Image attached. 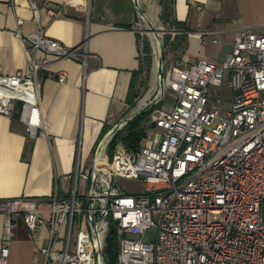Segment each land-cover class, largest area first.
Masks as SVG:
<instances>
[{
    "label": "built area",
    "instance_id": "1",
    "mask_svg": "<svg viewBox=\"0 0 264 264\" xmlns=\"http://www.w3.org/2000/svg\"><path fill=\"white\" fill-rule=\"evenodd\" d=\"M31 8L36 31L22 35L24 20L17 21L27 64L0 73V114L12 115L21 103L19 120L35 138L43 123L40 71L51 58L84 61L86 49L48 37L34 2ZM57 80L65 83L67 72L59 71ZM163 84L164 93L174 94L172 108L152 112V134L137 152L119 144L109 160L114 135L98 145L92 166L81 173L91 181L84 195L73 187L66 196L55 190L47 197L0 198V264H8L16 216L33 235L47 228V244L35 253L45 264H108L111 222L117 264H264V33L239 28L222 62L165 65ZM224 85L228 96L211 94ZM116 178H142L145 186L124 190ZM151 229L155 240L144 241Z\"/></svg>",
    "mask_w": 264,
    "mask_h": 264
},
{
    "label": "crops",
    "instance_id": "2",
    "mask_svg": "<svg viewBox=\"0 0 264 264\" xmlns=\"http://www.w3.org/2000/svg\"><path fill=\"white\" fill-rule=\"evenodd\" d=\"M166 1L139 0V5L156 28L164 27L171 34L175 44L168 58L173 64L222 62L239 28L248 26L264 33V0H168L171 20L181 28L161 18ZM33 2L45 34L67 47H85L86 55L84 61L51 58L49 66L40 71L43 123L35 138L13 118L16 106L12 115L0 114V198L47 197L55 190L66 196L73 187L81 196L91 184L81 173L92 166L104 128L142 107L156 87L157 80L134 108L127 104L135 73L140 94L145 44L148 42L156 55L157 38L149 29L139 31L134 0H0V73H14L27 64L29 54L17 35V21L24 20L22 35L36 31ZM49 10L57 15L51 16ZM26 46L30 48V43ZM61 70L67 72L65 83L57 80ZM13 223L8 264H45L35 253L47 244V228L33 235L20 216L14 217ZM3 225L0 215V239Z\"/></svg>",
    "mask_w": 264,
    "mask_h": 264
},
{
    "label": "trees",
    "instance_id": "3",
    "mask_svg": "<svg viewBox=\"0 0 264 264\" xmlns=\"http://www.w3.org/2000/svg\"><path fill=\"white\" fill-rule=\"evenodd\" d=\"M169 11H170V7L167 0L165 3L164 12L161 14V18L165 22L168 21V19L171 20V16L173 12H169ZM171 23L173 27L181 28V24L175 21L174 19L171 20ZM145 52L146 55L144 58L143 69L145 70V64H148L146 70L149 72L152 64V54H151L152 52L148 42H146L145 44ZM136 83H137V74L135 73L133 75L126 99V102L130 108H134L136 106L137 101L140 97L138 90H136L135 88ZM16 107L18 109L17 110L18 112L16 115L13 116V118L19 119V110L21 108V103H18ZM155 107L158 108L159 107L158 104H156L152 108L148 109L139 116L130 120L114 134V136L112 137L109 143L108 151H107L109 160L112 159L116 147L119 144H122L128 151L133 153L137 152L140 149L143 141L147 137L149 126L150 128L154 126L153 124L152 125L150 124L148 126L146 124V120L149 117L150 113H152L155 110ZM109 129L110 128L105 127L103 130V135L106 134ZM118 249L119 248H118V237H117L116 226L114 222H111L110 232L107 237V246H106V255H107L108 264H117Z\"/></svg>",
    "mask_w": 264,
    "mask_h": 264
},
{
    "label": "rangeland",
    "instance_id": "4",
    "mask_svg": "<svg viewBox=\"0 0 264 264\" xmlns=\"http://www.w3.org/2000/svg\"><path fill=\"white\" fill-rule=\"evenodd\" d=\"M139 20V25H138V29L141 30L142 33H145L144 30V26H145V22L141 19ZM159 27L160 24L157 21ZM157 25V26H158ZM162 26V25H161ZM159 35H160V39L162 41V43L165 46V65L169 66L170 64H173L172 62H170L168 56H171L170 53L173 52V45L175 44V42H172L170 40L171 34L166 32L164 27H161V31H159ZM144 37L147 39L146 35H144ZM151 46V45H150ZM151 52H152V64H151V68L149 70V72L146 70L148 64H145V73L142 77V85L140 87V100L143 99V97L148 94L151 86L153 85V83L156 81V55L154 54V50L151 46ZM157 94V91L153 93H150L147 99V102L150 100H153L154 96ZM164 98L162 101H160L158 103V108L160 109H164V110H170L172 108V104H173V100H174V94L171 91H165L164 93ZM211 94H217V95H222V96H228L229 94V89L224 85L222 88L218 89V91L215 88H211ZM155 107V109H158ZM151 114L149 115V117L146 120V124L149 126L150 124L152 125V121H151ZM153 130V127L150 128L149 126V130L147 132V135L150 136L152 133L151 131ZM108 154V153H107ZM116 185H118L119 188L121 189H126L129 191H141L144 189V182L143 179L141 178L140 180H130V179H125V178H116ZM155 235H156V231L151 229V230H147L145 232V234L143 235V240L144 241H149L152 242L155 240ZM131 237L134 238H141V235H131ZM105 256L107 257V255L105 254ZM108 262V260H107Z\"/></svg>",
    "mask_w": 264,
    "mask_h": 264
},
{
    "label": "water",
    "instance_id": "5",
    "mask_svg": "<svg viewBox=\"0 0 264 264\" xmlns=\"http://www.w3.org/2000/svg\"><path fill=\"white\" fill-rule=\"evenodd\" d=\"M134 3H135L136 8L138 10L139 18L147 23L148 28L153 32V34L155 35V37L158 40V47L156 50V80H157L159 90H158L157 94L154 96L153 100L146 102L142 107H140L138 110H136L133 114L121 119L114 126H112L108 130V132L103 136L99 145L104 143L110 136L114 135L119 129H121L130 120H132L133 118L139 116L143 112L147 111L148 109H150L153 106H155L156 104H158L159 101L161 100L163 94H164L163 77H164L165 57H166L165 53L166 52H165V46L162 43V41L160 39V35H159V31H161V29L156 28L149 21V19L144 15V13L142 12V10L140 8L139 0H134ZM96 250H97V256H98L100 253L99 245H97Z\"/></svg>",
    "mask_w": 264,
    "mask_h": 264
},
{
    "label": "bare ground",
    "instance_id": "6",
    "mask_svg": "<svg viewBox=\"0 0 264 264\" xmlns=\"http://www.w3.org/2000/svg\"><path fill=\"white\" fill-rule=\"evenodd\" d=\"M146 25H147V24H146ZM144 29H146V30H147V29H149V28H148V25H147V27H145ZM149 30H150V29H149ZM150 31H151V30H150ZM154 36H155V35H154ZM157 43H158V40H157ZM156 82H157V81H156ZM155 86H156V87H154V89H153V91L155 90L154 92L158 91V89H159V87H158V84H157V83H156V85H155ZM150 92H151V91H150Z\"/></svg>",
    "mask_w": 264,
    "mask_h": 264
}]
</instances>
